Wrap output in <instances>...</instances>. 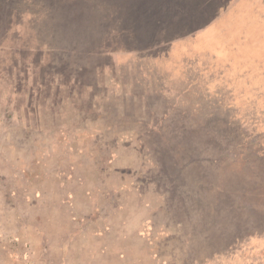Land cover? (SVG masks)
<instances>
[{
  "label": "rangeland",
  "instance_id": "obj_1",
  "mask_svg": "<svg viewBox=\"0 0 264 264\" xmlns=\"http://www.w3.org/2000/svg\"><path fill=\"white\" fill-rule=\"evenodd\" d=\"M216 1L0 0V264H264V0Z\"/></svg>",
  "mask_w": 264,
  "mask_h": 264
},
{
  "label": "trees",
  "instance_id": "obj_2",
  "mask_svg": "<svg viewBox=\"0 0 264 264\" xmlns=\"http://www.w3.org/2000/svg\"><path fill=\"white\" fill-rule=\"evenodd\" d=\"M158 1V0H157ZM218 1V0H217ZM216 1V2H217ZM213 2V1H212ZM209 3V2H208ZM211 4V3H210ZM211 7H212V5H211ZM155 164V161H154V163H153V165ZM158 167V165H156V168ZM163 181H159L158 182V184H157V186L156 187H158V188H162V186L163 185H166V184H163L162 183ZM165 189H167L168 191H170V186L169 185H166V187H165ZM164 193V192H163ZM167 193V192H166ZM165 194V193H164ZM168 194V193H167ZM184 206H182V205H180L179 203L177 204V208L176 209H174V213L173 214H175L176 216H177V218H182L183 216H189L190 217V220H191V225L193 226V227H198V225H199V227L201 226V224L199 223V219H201V215H198V214H196V213H194V214H191V210H187V209H185V208H183ZM175 216V217H176ZM185 220V219H184ZM197 235H199V233H197ZM221 238H222V234L220 235V240H221ZM213 240H215V238L214 237H212V238H210V245L212 246V244H211V241H213ZM198 241V240H197ZM233 244V243H232ZM231 246V245H230ZM229 246V247H230ZM227 249V248H226ZM212 250L213 251H216V252H219L220 250H215V249H213L212 248ZM224 249H221V251L220 252H222ZM223 252H226V250H224Z\"/></svg>",
  "mask_w": 264,
  "mask_h": 264
}]
</instances>
